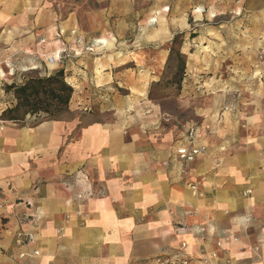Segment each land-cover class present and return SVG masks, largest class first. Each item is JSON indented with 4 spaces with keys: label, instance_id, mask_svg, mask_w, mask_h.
<instances>
[{
    "label": "crops",
    "instance_id": "0c3cea01",
    "mask_svg": "<svg viewBox=\"0 0 264 264\" xmlns=\"http://www.w3.org/2000/svg\"><path fill=\"white\" fill-rule=\"evenodd\" d=\"M92 1L80 25L60 0H0V264H264V0H176L169 36L136 52L135 0ZM188 11L201 47L181 49L179 100L197 98L214 133L185 164L175 148L189 124L148 98L169 49L147 47L185 32ZM57 71L67 116L1 118L16 105L6 85Z\"/></svg>",
    "mask_w": 264,
    "mask_h": 264
},
{
    "label": "rangeland",
    "instance_id": "374dc122",
    "mask_svg": "<svg viewBox=\"0 0 264 264\" xmlns=\"http://www.w3.org/2000/svg\"><path fill=\"white\" fill-rule=\"evenodd\" d=\"M60 1L64 3V7L78 8L76 14L79 19V24L83 21V15L87 10L98 7L97 4H94L92 0H60ZM254 1H259V0H254ZM195 2L196 0H193V3ZM199 4L203 5V7L205 8L211 7L212 0H199ZM124 5L125 7H127V4ZM133 9H135V52H136L138 48L140 49L146 45L145 40L148 38L147 34H150L149 38L153 39V41L151 42L154 43L159 42L158 41L159 34H163L165 32L166 35L169 36L167 28H169L170 25L174 26L173 24H175L173 18H170L171 13L173 11L174 12L177 11L178 14L182 10V7L181 4H179L176 0H135ZM192 9L193 8L191 7L190 10ZM189 12L190 11L185 12L187 14V16L185 17L187 19L189 28L182 33L181 38L178 40V44L175 45V49H179L178 46L179 41L182 42L180 46V51L184 43H192L193 48L190 53H193V51L196 52L197 48L201 47V44H199L198 47L193 44L195 42V40L193 39V37L195 36V34L193 33V31H195V27H194L195 23L191 19ZM216 21L217 20L208 18L206 20L204 19L200 24H204L205 25L204 27H211L215 25ZM148 22L149 24H147ZM170 31L171 33L173 32V30ZM173 38L169 42H165L162 45L161 43H158L157 45L154 46L150 45L147 47V50L153 52H158L159 49L170 50L172 46L171 43ZM155 47L157 48L154 49ZM189 56L190 55L185 56V60H186L185 72H186L187 61ZM177 62L178 60L175 58L174 54L170 58L168 56L165 65L162 68H160L158 72H156V75L160 78V81L158 82V84L156 83L151 85L148 95L149 100L157 103L161 107V110L164 113H166V115L164 114L162 116V118L165 121L177 125L200 124V125L210 126V124H205L202 121H199L195 114V107L198 101L197 98H191L189 100H185L184 105H181L179 100L181 85H180V90H178L177 86L173 84V80H172L173 74L175 72L174 68L177 65ZM49 70L52 69L50 68ZM45 72L46 73L48 72V69L46 67H45ZM28 75L32 76L34 74L29 73ZM224 109L225 107L222 109L223 112L221 111L217 115V118L215 119L216 125L219 122L221 123L222 113L226 112L224 111ZM64 116H67V112L62 117Z\"/></svg>",
    "mask_w": 264,
    "mask_h": 264
},
{
    "label": "trees",
    "instance_id": "16d2710c",
    "mask_svg": "<svg viewBox=\"0 0 264 264\" xmlns=\"http://www.w3.org/2000/svg\"><path fill=\"white\" fill-rule=\"evenodd\" d=\"M181 36L182 33L174 36L169 50V58L174 54L178 60L172 77L173 84L178 90L186 65L185 56L180 51L181 41L179 49H175ZM5 92L13 94L16 105L2 113L1 118L4 120L19 122L27 115H43L44 118L55 120L60 119L68 111L72 88L66 83L63 71H57L49 76L28 75L21 85L14 83L6 85Z\"/></svg>",
    "mask_w": 264,
    "mask_h": 264
},
{
    "label": "built area",
    "instance_id": "2783aa9c",
    "mask_svg": "<svg viewBox=\"0 0 264 264\" xmlns=\"http://www.w3.org/2000/svg\"><path fill=\"white\" fill-rule=\"evenodd\" d=\"M46 44H48V40L45 38H40L37 43L41 51L44 49V46H46ZM79 44L80 41L77 40L76 45ZM67 53H68L67 48H61L52 56H47L46 62L48 64H54L56 62H59L63 58V56L66 55ZM73 53L74 55L77 54L74 51ZM224 111H228V108L225 107ZM213 133H214L213 129L209 125H200V124L188 125L183 133V138L181 140L182 143L175 148V154L178 157L179 161L185 164L191 163L199 154L204 153L205 147L200 145V140L202 139L203 135L206 134L211 135ZM81 197L82 196H78V198ZM17 236L20 238L22 234L18 233ZM181 247L184 248L185 244H182ZM155 264H187V260L176 259L174 257L172 258L157 257L155 258Z\"/></svg>",
    "mask_w": 264,
    "mask_h": 264
}]
</instances>
